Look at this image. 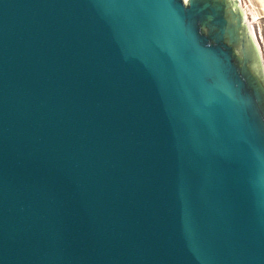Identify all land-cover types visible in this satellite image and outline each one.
I'll use <instances>...</instances> for the list:
<instances>
[{
	"label": "water",
	"instance_id": "95a60500",
	"mask_svg": "<svg viewBox=\"0 0 264 264\" xmlns=\"http://www.w3.org/2000/svg\"><path fill=\"white\" fill-rule=\"evenodd\" d=\"M247 0H0V264H264V55Z\"/></svg>",
	"mask_w": 264,
	"mask_h": 264
},
{
	"label": "rangeland",
	"instance_id": "374dc122",
	"mask_svg": "<svg viewBox=\"0 0 264 264\" xmlns=\"http://www.w3.org/2000/svg\"><path fill=\"white\" fill-rule=\"evenodd\" d=\"M251 9L253 10L255 17L258 20V25H259V34L261 37V42L263 44V50H264V0H247ZM264 55V52H263Z\"/></svg>",
	"mask_w": 264,
	"mask_h": 264
},
{
	"label": "bare ground",
	"instance_id": "6f19581e",
	"mask_svg": "<svg viewBox=\"0 0 264 264\" xmlns=\"http://www.w3.org/2000/svg\"><path fill=\"white\" fill-rule=\"evenodd\" d=\"M263 7H264V5H263ZM256 14V13H255ZM256 17H257V14H256ZM257 19V18H256ZM259 19H257V21H258Z\"/></svg>",
	"mask_w": 264,
	"mask_h": 264
}]
</instances>
